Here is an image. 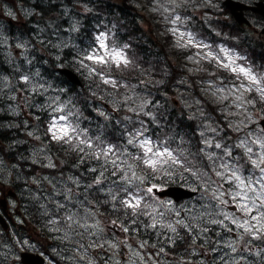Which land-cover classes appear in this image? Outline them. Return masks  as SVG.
I'll list each match as a JSON object with an SVG mask.
<instances>
[{"label": "rangeland", "instance_id": "1", "mask_svg": "<svg viewBox=\"0 0 264 264\" xmlns=\"http://www.w3.org/2000/svg\"><path fill=\"white\" fill-rule=\"evenodd\" d=\"M127 2L138 9L146 7L143 12L147 14V19L149 12L151 13L150 17L154 16V12H156L157 16L161 18L160 23H157L158 30L162 34L171 35L172 43L177 50L191 53L184 61L185 66H181L184 71L180 75L181 83L175 87L173 99L177 102L178 107L185 108L198 121L202 145L209 144L210 134L218 128L206 111L223 113L224 116L229 117V131L239 133L236 146L242 147L256 172L244 176L242 172L236 170L235 164L230 165L227 160H223L222 155L217 153V149L206 151L215 166L216 174L220 173V175L217 174L218 178L213 180H221L220 185H222V181L226 180L236 184V189L227 196L237 204L240 214L228 209L225 205L230 204L228 198H223V194L220 196L221 192H218L216 188H212L215 190V194L210 191L208 193H212L216 198L222 197L221 201L223 202L219 206L212 203L210 196L205 193H199L195 199L187 200V203H176L171 199L156 197L152 191L153 188L143 186L140 179L136 177L135 165L138 161L152 159L156 166L171 168L180 173L188 170L189 163L186 162L184 154L172 156L170 149L153 144L143 134L140 111L145 105V94L129 95L124 107L121 103L114 105L101 99L98 103L95 102L91 117H81L79 109H72L68 102L60 98V94L54 92V85L45 81L40 74L42 68L47 64L45 39L36 37V41H31L27 36L9 34L7 24L24 23L34 10L31 7L20 5L18 0H15V3L0 0V55H2L5 64L12 67V70L9 71L0 68V112L19 115L30 120L24 127L31 129L33 110L30 111V108L37 110L44 108L46 114L48 113V131L53 125H55L54 130L57 134H59V129L67 128L68 136L64 139L80 148L83 153L89 151L90 162L94 164L92 168L96 169V178L91 176L89 183H87V175L83 176L77 172H71L65 176L26 178L24 174L26 170H23L18 163L12 165L5 159L2 153L5 146L0 143V187L6 191L12 187L14 182L23 180L26 183L20 193L24 198L23 201L19 198L17 200L10 198V208L21 209L25 213L26 207L31 205L42 217V225L51 233L50 240L60 239L65 243L61 247H51L50 252L53 249L55 252L58 250L61 252L62 260L69 264H152L151 260H155V256L150 254L149 247L135 235L130 234L127 226L122 225L121 222H115L107 216V213L103 211L108 207L105 204H110L112 208L123 211V209L133 208L126 203L130 201L131 204L136 205L133 208L136 209V215L142 205L147 211L145 216H147L148 222H151L152 227L169 232H174L172 229L178 230L179 226L189 228L191 225L200 230L204 217L207 221H215L220 227H226L227 235H232L231 232L239 233L240 229L244 232L245 228L240 226L244 224V221H247L251 229L254 230L262 229L261 224H264L259 214L254 213L247 217V214L241 211L240 204L249 202L242 201L241 196L236 195L240 192L247 194L251 199L257 198L264 202L260 188V185L264 183V173H261L260 169L252 163L253 160H258L261 153L264 152V149L254 142L257 139H264V131L258 123L259 119L264 117V72L257 74L252 67L244 64L242 62L244 56L229 44L221 41L210 43L206 38L199 36L200 32L197 33L187 27L186 23L191 16H183L176 6L184 1L127 0ZM210 4L211 0L198 2L192 9L193 13L200 17L204 16L202 9ZM92 6L94 5H84L82 1L77 2L78 11L74 12L75 14L68 11L66 14L69 25L65 30L66 34L55 33L49 38L52 42L50 45L56 47L55 50L64 48L68 44L74 45V51L78 55L75 57L74 64L82 67L84 73L96 71L97 66L101 63H120L126 59L124 52L120 48L114 47L115 41L109 24L116 20L108 22L107 25L100 24L97 27L93 34L95 43H90L87 47L80 49L78 43L74 42L80 23V18L76 14L91 13L93 15L96 10ZM100 13L104 15L105 12L101 9ZM33 14L35 15V13ZM204 18L207 19L206 16ZM153 25L155 26V23ZM207 25L210 26L209 23ZM188 49L191 50L187 51ZM51 55L55 57L59 66H64L63 61L60 60L64 57L63 54L52 52ZM89 56L102 57L103 59L98 61L89 59ZM37 58L39 59L36 61ZM207 62L226 71L228 75L230 73V75L222 77L211 68L198 73V70L204 67ZM241 67L248 70L255 78V82L248 75L239 71ZM99 75L104 81L109 80L105 75ZM212 75H216V77L214 78ZM24 76L29 78L27 82L22 79ZM229 80H235L236 83L229 82ZM20 81L27 89H31V92H24L23 88L18 85ZM36 88L41 89L39 101L33 100V95L38 93L34 90ZM249 93H254L262 105L258 106L255 99L249 98ZM91 103L93 102L89 101V104ZM123 109L126 112L121 114ZM111 117L121 121L122 128L117 129L121 145L116 146L108 143V139L100 136V131L110 123ZM38 133L39 130L36 127L34 135ZM49 134L53 138V132L49 131ZM35 138H30V145L24 154L25 158H21V160L28 163L30 161L43 168H50L52 163L55 166V158L49 154L42 140ZM129 141L132 142L129 143ZM109 147H111L110 151H102ZM148 147L152 149L151 152H146ZM248 148L252 149L251 153L247 151ZM58 166L56 173L62 174L64 172L62 169L65 168H62L61 165ZM26 167L29 169V164ZM200 172L196 171L197 177ZM233 172H236L246 184L249 183L248 185L254 191H248L247 187L242 188L232 177ZM109 173L113 177H109ZM251 176L254 178L252 179ZM200 178L202 177L200 176ZM40 180L44 183L42 184ZM213 180L209 181V185L214 186ZM48 183L51 186L50 190ZM81 185L93 188L94 192H91L90 188L82 191ZM82 192L84 195L81 194ZM90 192L92 195L102 193V204L93 205L94 200H89L92 204L85 203ZM257 204L255 202V206H258ZM249 207L256 208L251 203H249ZM261 209H263L262 206ZM252 217H256L254 225H251L249 219ZM234 220L236 223L233 222ZM16 221H20V218H17ZM23 233L28 235L27 239L22 240L27 247L33 249L38 244L44 246L40 242L33 241V233L29 231ZM250 235L255 241L259 239L258 234ZM235 240L231 237L225 238L229 250L227 254L231 255L228 256V259L223 260V264H252L248 257L253 253L256 258L260 253L256 249L252 252L254 250V248H250V246L253 247L252 243L246 245L247 241L245 242L240 237ZM237 249H239L238 252ZM220 252L219 258L223 259L226 256V250L221 249ZM257 258L255 264H261ZM154 264L156 263L154 262Z\"/></svg>", "mask_w": 264, "mask_h": 264}, {"label": "trees", "instance_id": "2", "mask_svg": "<svg viewBox=\"0 0 264 264\" xmlns=\"http://www.w3.org/2000/svg\"><path fill=\"white\" fill-rule=\"evenodd\" d=\"M107 1V0H106ZM89 3H93L94 14L88 13L85 15V23L79 31V37L82 36L84 26L91 24L98 26L103 24H109L108 22L116 20L114 23H110V30L112 37L117 44L123 46L127 56V65L125 63L110 67L107 71V76L116 82L114 86H111L112 81H104L100 75L95 73L80 74L82 79V86L79 89L71 85L63 76L56 75L54 78L59 80L63 85H69L71 95L74 104L78 106L81 114L84 116L90 114L89 101L98 102L101 99L118 102V95L122 90L124 93H136V90H140L144 93L146 100H148L146 107L141 113V121L143 126L148 130L152 140L159 145V147H175V141H181L182 148H185L187 155L194 160L193 165H190V174L192 172L208 170L211 167V161L204 154L202 145L200 143V133L198 131V121L194 118L185 108L178 107L171 99V95L174 94V87L177 81L180 82V75L184 70L181 66H185V60L189 53L180 51L173 45L172 40L167 34H162L158 31L157 23L155 26L153 23H137L135 14L131 11L123 10L122 6H115L114 3H109L101 0H89ZM33 5L37 15L32 16L33 24L37 27H44L43 23L49 20L51 23H59L66 19L64 12L60 10V4L55 3V0H35ZM66 6V4H65ZM64 9V8H63ZM103 10L104 15L100 13ZM65 10V9H64ZM117 15V16H116ZM139 21V19H137ZM93 23H90V22ZM106 22V23H105ZM89 24V25H88ZM233 25H225V28H233ZM30 23H18L16 25H9L8 30L15 35H30L32 41H36L37 38H49L48 32L44 29L33 28ZM26 35V36H27ZM50 43L47 45V53L51 54L54 51L50 49ZM244 48L249 49L258 58L259 49L262 48L259 43L252 42L249 39L243 43ZM60 52V51H59ZM64 57L63 61H67V65L76 69L74 66V56L70 57L66 50L60 52ZM54 57L50 55V59ZM51 59V60H52ZM214 69L216 74L221 73L225 75L224 71L220 68L214 67L211 64H206L204 67L198 70V73L204 72L206 69ZM46 74L48 78L51 76ZM48 74V75H47ZM184 82V81H183ZM19 85H22L19 83ZM122 85V86H121ZM124 85V87H123ZM117 86V87H116ZM68 92L65 91V93ZM123 95V100H126ZM116 98V99H115ZM4 116L0 114V138L8 146V152H5L6 157L11 161H18L22 165V168L26 170V164L21 158H24L25 150L27 147V136L29 133L22 124V118L19 116L6 117L5 122L2 124ZM41 120V119H40ZM217 123L221 122L219 116H217ZM42 131L38 133V137L42 136V143L46 146L50 155H52L57 165H61L62 171L66 173V170L70 172H77L83 176L87 175V183L90 182L91 176L95 178L90 171V154L88 152L80 151V148L75 147L71 142L66 140L53 139L49 134L48 127L44 124H37ZM119 131L114 124L113 118L110 123L105 125L100 131V136L108 139L110 142H117ZM21 135V139L17 136ZM22 142V143H21ZM9 149H12L9 151ZM59 168V166H58ZM144 169V167H142ZM159 168L154 166L146 167L142 171L144 178L152 180L153 183L159 185H166L177 183L178 178L176 174H172V169H163L159 171ZM204 169V170H203ZM58 170V169H56ZM27 173H34L35 167L26 171ZM186 174L188 173L185 172ZM190 177L193 178V176ZM197 187L201 188L202 184L197 183ZM89 186L81 187L82 190H88ZM93 191V188H90ZM91 192L87 195V200H94L97 204L102 203V195L96 193L92 195ZM104 212L111 220L123 221L128 225L130 233L137 235L142 228H137V221L139 217L136 215V209L128 208L117 210L108 206L104 208ZM126 212V213H125ZM137 233V234H136Z\"/></svg>", "mask_w": 264, "mask_h": 264}, {"label": "snow or ice", "instance_id": "3", "mask_svg": "<svg viewBox=\"0 0 264 264\" xmlns=\"http://www.w3.org/2000/svg\"><path fill=\"white\" fill-rule=\"evenodd\" d=\"M103 46V45H102ZM89 59H97L98 61H101L103 58L102 57H92V56H89L88 57ZM233 71H236V69H233ZM239 71L244 73L245 75H248L250 79H253V81L255 82V78L251 76V74L248 72L247 69H244V68H239ZM22 79L27 82L28 81V77L27 76H24L22 77ZM55 129V125H53L52 128L49 129V131H52L53 132V139H56V140H62L64 139L65 137L68 136V130L67 128H61L59 129V134H57V132L54 130ZM132 141H129V143H131ZM255 143L259 144L261 149H264V139H257L256 141H254ZM83 143V141H82ZM89 146L91 147V144L89 143ZM216 147H220V145H216ZM111 150V147H109L108 149H105V150H102V151H110ZM152 149L150 147L146 148V152H151ZM247 151L249 153L252 152V149L251 148H248ZM145 163L146 164H149L150 166H155V161L152 160V159H145ZM252 163L258 167L261 171V173H264V167H261V165H264V152L261 153L260 157L258 158V160H253ZM218 175H220V173H217ZM232 177L235 178V180L238 182V184L243 188V187H247L248 188V191H254V189L251 188L250 185L246 184L245 181L243 179H241V177L239 175L236 174V172H233L232 173ZM97 183H99V181H96ZM260 188H261V196L264 197V183H262L260 185ZM149 191H151V189H149ZM237 196H241V199L242 201H248L249 203L252 204L253 207H255V200L254 199H251L249 196H247V194H242L240 192H238L236 194ZM113 199H115V197H113ZM128 204V206L130 207H133L135 208L136 205H133L131 204L130 201L126 202ZM249 203H241L240 204V209L241 211H243L245 214L249 213L252 211V208L249 207ZM262 207H264V202H262L261 204ZM260 215V218L262 220H264V213H259ZM253 219H256V217H253ZM234 223H236V221L234 220L233 221ZM215 223V221H214ZM222 223V222H221ZM242 227L245 228V231H251V226L248 225V222L247 221H244V224L243 225H240ZM171 227V226H169ZM261 228H264V224H261ZM173 231H175V229H172ZM252 234L255 235V231H252ZM233 251H235V249H233Z\"/></svg>", "mask_w": 264, "mask_h": 264}, {"label": "flooded vegetation", "instance_id": "4", "mask_svg": "<svg viewBox=\"0 0 264 264\" xmlns=\"http://www.w3.org/2000/svg\"><path fill=\"white\" fill-rule=\"evenodd\" d=\"M254 1L255 0H247V2H249V3H252ZM246 15L248 16L249 23H250V25L247 26L248 28H246L249 31V33L252 36L257 35L260 38H264V33L261 32L262 28L264 27V19H263V17L260 16V15H258V14H256V13H253L251 11H249V12L247 11L246 12ZM229 208L232 209V210H234V211H237V206L235 204H230L229 205ZM232 233H233V236L235 238H238L242 234V231L240 230L238 234H235L234 232H232ZM8 239L11 240L12 241V244H13V245L11 244V248L12 249L14 248L13 251L11 252V255L14 258L15 252H16V245H15L14 241L12 240V237H8ZM163 247L167 248L168 250L170 249L169 248L170 246H168V245H163ZM258 247L262 248V246H260V245H258ZM155 249L159 251V249L157 247H155ZM158 251H155L154 250L152 252V254L155 256V260H153V259L151 260L152 264H154L155 261H159V263H160V260L161 259L159 257L162 256V253L159 254ZM3 252H4V250L1 251L0 257H7V258H9V255L8 254H5ZM41 253L44 255L45 258H48L49 257V255L47 253L42 252V251H41ZM163 256H164V254H163ZM166 256L168 258L173 259L174 261H177V260H181L182 259V256L181 255H172V254H169L168 253V254H166ZM148 259H150L149 256H148ZM7 264H8V262H7Z\"/></svg>", "mask_w": 264, "mask_h": 264}, {"label": "water", "instance_id": "5", "mask_svg": "<svg viewBox=\"0 0 264 264\" xmlns=\"http://www.w3.org/2000/svg\"><path fill=\"white\" fill-rule=\"evenodd\" d=\"M228 8L234 12L235 9L237 8H241V7H248L246 5H241L233 0H226L224 2ZM258 6L256 7H250L252 8L253 10L255 11H258L260 12L261 14L264 15V4H262L261 2H257L256 3ZM237 19H239V16L236 15ZM60 71L62 73H64L72 82L74 83H80L78 77L69 69H66V68H63V69H60ZM261 122V125L263 126L264 128V119L260 121ZM157 194L160 195V196H172L174 197L175 199H179V198H183V197H188V196H191L194 194V192L188 190V189H184L182 187H175V186H170V187H167L165 189H162L160 191H157ZM0 221L2 222V219L0 218ZM27 260H29V256H27Z\"/></svg>", "mask_w": 264, "mask_h": 264}, {"label": "bare ground", "instance_id": "6", "mask_svg": "<svg viewBox=\"0 0 264 264\" xmlns=\"http://www.w3.org/2000/svg\"><path fill=\"white\" fill-rule=\"evenodd\" d=\"M8 85V84H7Z\"/></svg>", "mask_w": 264, "mask_h": 264}]
</instances>
